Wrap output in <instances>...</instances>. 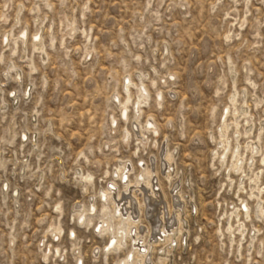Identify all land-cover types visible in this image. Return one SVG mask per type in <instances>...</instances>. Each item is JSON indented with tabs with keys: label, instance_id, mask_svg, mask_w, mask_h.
Returning <instances> with one entry per match:
<instances>
[{
	"label": "rangeland",
	"instance_id": "374dc122",
	"mask_svg": "<svg viewBox=\"0 0 264 264\" xmlns=\"http://www.w3.org/2000/svg\"><path fill=\"white\" fill-rule=\"evenodd\" d=\"M120 168L153 172L154 215L185 198L172 243L135 214L150 264H264V0H0V264H106Z\"/></svg>",
	"mask_w": 264,
	"mask_h": 264
},
{
	"label": "bare ground",
	"instance_id": "6f19581e",
	"mask_svg": "<svg viewBox=\"0 0 264 264\" xmlns=\"http://www.w3.org/2000/svg\"><path fill=\"white\" fill-rule=\"evenodd\" d=\"M127 89L129 88L127 87ZM159 97H162V94H160ZM128 99H130V97ZM127 102H129V100H127ZM139 104L140 103H138V105ZM140 112V108L137 107V114ZM122 117L128 119V106L126 103L122 104ZM147 125L150 128H154V132H158L155 122H148ZM219 145L222 148V152L219 153L218 148L215 153L216 155L218 154L220 158L221 156H223L222 158H225L227 152L230 151V146L225 140L221 141ZM252 150L254 149L252 148ZM232 155L233 159H235L232 169L239 172L242 169L241 162L243 159L238 151H233ZM166 160L170 163L172 161V155L168 154ZM58 162L63 164L60 158H58ZM129 173L130 172L125 173L124 168H120L119 170V177L123 184V190H121V187H118L115 182H112L110 188H106L101 192L100 198L103 204L98 233L101 237L108 238V243L103 250H100L99 248L95 250L94 258H101L106 264L109 262L111 254L116 251H124L128 246L130 250L126 253V256L122 260L116 261L114 264H150V251L153 244L146 240V232L139 228V221L137 219H140V216L138 218L135 216L137 213L142 214L143 206L147 209L146 213L149 211V213L153 215L152 220H154L152 231H150L149 228L148 230L154 235V239L159 237L158 241L164 240L167 244L173 242L172 235L175 234L177 229L171 230L169 222L172 220L175 222V225H177L174 218L175 215L178 217V225L182 224L180 217L181 213L177 209L178 207L181 208L180 202H185V198L182 194H179V197H173L175 202L174 212L168 211V213H166V208L162 207V209L158 211V214L154 215L156 209L153 208L151 211L148 210V208L155 206V203H159L160 205H163V203H161L162 201L159 202L162 198L161 193L159 192L161 187L158 186L159 189L155 190L156 185L153 181V172L145 168L137 176L135 184L130 180ZM167 177L169 178L170 176ZM91 180L92 179H89L88 181L91 182ZM139 192L144 195L143 202H141L136 196V193ZM93 199L95 198L93 197ZM178 200H180L179 203ZM75 209L77 213L76 220L78 223L86 228H90L93 224L94 218L88 217V214L95 213L97 210L94 200L88 208H86L85 205H76ZM249 211L250 207L245 203L243 209H241V213L247 214ZM235 212H238V210ZM97 227L98 226L96 225L95 228ZM70 237L75 239L76 233L72 232ZM75 264H84L82 256H77Z\"/></svg>",
	"mask_w": 264,
	"mask_h": 264
}]
</instances>
